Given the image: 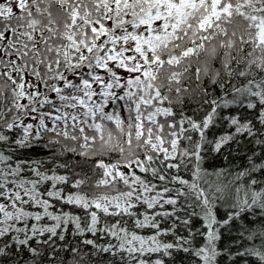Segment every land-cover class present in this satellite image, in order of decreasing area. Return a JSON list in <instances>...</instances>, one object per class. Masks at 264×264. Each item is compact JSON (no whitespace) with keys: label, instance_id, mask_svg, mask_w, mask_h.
<instances>
[{"label":"snow or ice","instance_id":"1","mask_svg":"<svg viewBox=\"0 0 264 264\" xmlns=\"http://www.w3.org/2000/svg\"><path fill=\"white\" fill-rule=\"evenodd\" d=\"M0 264H264V0H0Z\"/></svg>","mask_w":264,"mask_h":264}]
</instances>
